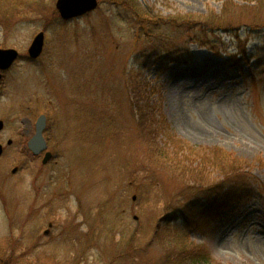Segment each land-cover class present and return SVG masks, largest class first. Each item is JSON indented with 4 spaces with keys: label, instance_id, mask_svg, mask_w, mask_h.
Instances as JSON below:
<instances>
[{
    "label": "rangeland",
    "instance_id": "1",
    "mask_svg": "<svg viewBox=\"0 0 264 264\" xmlns=\"http://www.w3.org/2000/svg\"><path fill=\"white\" fill-rule=\"evenodd\" d=\"M56 1L23 15L13 1L0 10V48L20 54L0 84V264H120L112 252L124 253L135 234L141 245L155 239L148 254L122 264H156L168 248L191 251L193 264L204 255L213 264H264V29L247 27L259 15L256 4L237 0L223 13L228 0H139L157 18L204 20L214 12L240 29L238 36H210L221 38L211 50L193 42L187 25H162L156 33L167 48L179 47L188 60L163 72L157 57L164 49L149 56L152 40L138 34V19L126 8L113 5L120 0H100L71 22L59 19ZM40 32L44 53L31 61ZM139 68L142 105L161 111L165 122L155 117L173 135L162 131L156 152L136 97L126 94L128 75ZM42 114L56 156L48 166L26 147ZM215 148L254 164L246 200L228 213L206 207L186 237L166 232L162 242L158 222L186 206L190 178L220 179L213 156H205Z\"/></svg>",
    "mask_w": 264,
    "mask_h": 264
},
{
    "label": "trees",
    "instance_id": "2",
    "mask_svg": "<svg viewBox=\"0 0 264 264\" xmlns=\"http://www.w3.org/2000/svg\"><path fill=\"white\" fill-rule=\"evenodd\" d=\"M12 1L0 0V10H9V8L12 6L9 3L12 2L15 4L13 7L15 9H19V14L23 15L26 14L25 10L31 8L33 5L40 3L42 6H44L43 2L45 0ZM235 1L237 0H228L225 3L223 13L229 12L230 7L234 6ZM238 1L256 4L259 9V15H255L251 19H248L250 22L247 27L251 30L256 29V31L260 33L258 30L264 29V14L263 16H260V12H262V9L264 8V0ZM112 3L113 5H115L114 3H118L116 4L117 7L119 5L120 7L126 8V12L131 14L134 19H138V34H140L142 38H146L148 41L152 40V42L149 44L153 45L151 47L153 48V53L149 56L153 57L157 55L156 52L160 53L164 49L166 55L162 56L159 54L157 57L158 64H163V72L168 69L167 66L171 63L177 62L179 64H186L188 60L182 62L185 59H181L183 53L179 55V47H173L172 50L167 48L165 38L160 37L163 35H158L156 33L157 30H160L162 27H164L162 25L177 24L178 27L187 25V31L189 32L190 36H192L194 40L193 42L200 43L202 46L209 47L211 50H215V48H217L218 44L216 41L218 40L220 42L221 38L218 37V39L213 40L210 36H214L216 34L215 36L217 38V36H220L221 33H234V35H236L240 30H238L235 25H226L224 22V16H217L214 14V12L210 13L211 15L204 20H193L192 16H183L180 19L171 16L167 19H162L152 16L150 12H147L139 0H120L112 1ZM2 5H4L7 9L1 8ZM243 8L246 9L245 7ZM3 13L6 12H0V14ZM154 17L158 20H154ZM238 21L242 22L241 19ZM217 32L219 33L217 34ZM144 42H146L145 39ZM185 53L187 56H190V52L188 50H186ZM260 60L255 65V67H259L258 64H260ZM251 67H253V65ZM143 70V68H139L137 70L131 71L130 75H128L126 82V94L131 97H136L137 108L139 109V112L142 116V127L145 133V139L148 141L149 146H151V151L156 152L157 148L159 151L157 137L162 133V131H167L170 134L172 131L168 129V126L165 125L164 127L161 123H159L158 119H156L155 116L158 113L159 115L157 117H159V120L165 122V118L161 111L157 112L154 111L153 108L147 107L145 104L142 105V100L145 98L144 94L146 88ZM154 128L157 129V133L155 132ZM170 137L173 138V135L171 134ZM186 148L188 147H184L182 151L184 152ZM205 154V156L208 158L213 156L211 159L215 163L216 167L214 168L218 171L220 179L215 183H211L208 182L209 179H207V177H205V179L197 177L190 178L189 182H187L188 188L185 191L187 193L190 192V194L188 193L190 200L186 203V206L181 210L176 211L174 214L162 218L158 222L156 236H158L159 240L162 242L163 239L166 238V232L172 234L176 240L178 238L186 237L187 231L191 226L196 224L199 213L206 211V207L208 210L215 212V214L228 213L237 204L246 200L244 194L248 190L249 186L253 184V179L255 180L252 174L254 172V164L221 148L205 150ZM161 159L162 156L159 158V161H161ZM263 164L264 161H261L260 165L263 166ZM161 235L164 237L160 238ZM154 239L155 236H152V238L145 245H141V241L138 236L136 234L132 235L125 240L124 253L121 251H113L112 256L115 257L114 259H118V262L122 264L124 263L125 259L133 258L134 256L136 257L139 252H142L143 254L147 253L150 246H152ZM194 262L195 255H193L191 251L188 252L187 250H183V248L179 250H172L168 248L165 249L163 255L159 258L156 264H193ZM200 262L201 264H213V261L210 260L209 256L205 255L201 256Z\"/></svg>",
    "mask_w": 264,
    "mask_h": 264
},
{
    "label": "water",
    "instance_id": "3",
    "mask_svg": "<svg viewBox=\"0 0 264 264\" xmlns=\"http://www.w3.org/2000/svg\"><path fill=\"white\" fill-rule=\"evenodd\" d=\"M100 0H57L56 9L65 21H70L75 18L82 17L99 6ZM45 46V33L40 32L33 40L29 48V57L37 59L41 56ZM19 58V53L15 49H1L0 48V70L6 71L11 68ZM4 123L0 121V131L3 129ZM46 129V118L41 116L36 123V131L34 136L29 141V149L34 154H40L47 151L48 146L44 138ZM3 153V145L0 144V156ZM52 158V154L47 152L43 163L46 164Z\"/></svg>",
    "mask_w": 264,
    "mask_h": 264
},
{
    "label": "flooded vegetation",
    "instance_id": "4",
    "mask_svg": "<svg viewBox=\"0 0 264 264\" xmlns=\"http://www.w3.org/2000/svg\"><path fill=\"white\" fill-rule=\"evenodd\" d=\"M42 57V55L39 57V59ZM38 60V59H37ZM13 67V66H12ZM11 67V68H12ZM11 68H9L8 70H6V71H1L0 70V84L2 83V81H3V79L6 77V74H8V72H9V70L11 69ZM41 116H45V118H46V129H45V132H44V138H45V140H46V143H47V146H48V152H50L51 154H52V158L46 163V164H44L43 163V159H44V157H45V155H46V152L47 151H44V152H42V153H40V154H34L30 149H29V141L31 140V138L34 136H32L28 141H27V143H26V147H27V150L30 152V154L33 156V158L34 159H37V160H40V159H42V164L44 165V166H48V165H50V163H52V161L53 160H55L56 159V156L50 151V145H51V140H50V138L47 136V134H48V130H49V117H48V115L47 114H42V115H40L39 117H38V119L41 117ZM38 121V120H37ZM37 121H36V123H37ZM36 123H35V131H36ZM35 134V133H34ZM7 145L8 146H12L13 145V141L12 140H9L8 142H7ZM4 152H5V148H4V146H3V153H2V155L0 156V159L2 158V156L4 155ZM19 172V168L18 167H15L13 170H12V174L13 175H16L17 173Z\"/></svg>",
    "mask_w": 264,
    "mask_h": 264
}]
</instances>
